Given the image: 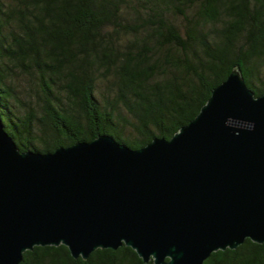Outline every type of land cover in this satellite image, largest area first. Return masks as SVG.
I'll use <instances>...</instances> for the list:
<instances>
[{"label": "trees", "instance_id": "trees-1", "mask_svg": "<svg viewBox=\"0 0 264 264\" xmlns=\"http://www.w3.org/2000/svg\"><path fill=\"white\" fill-rule=\"evenodd\" d=\"M235 66L264 94V0H0V116L21 151L170 139ZM21 264L154 262L127 245L83 259L62 244ZM204 264H264V243Z\"/></svg>", "mask_w": 264, "mask_h": 264}, {"label": "water", "instance_id": "water-1", "mask_svg": "<svg viewBox=\"0 0 264 264\" xmlns=\"http://www.w3.org/2000/svg\"><path fill=\"white\" fill-rule=\"evenodd\" d=\"M264 243V94L241 66L170 139L131 148L109 134L21 151L0 116V264L35 246L74 258L127 245L144 262L204 264Z\"/></svg>", "mask_w": 264, "mask_h": 264}]
</instances>
